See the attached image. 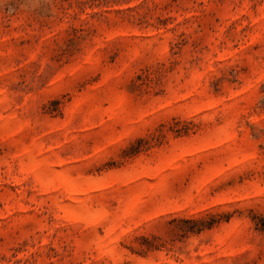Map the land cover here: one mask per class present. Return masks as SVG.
<instances>
[{"label": "rangeland", "instance_id": "374dc122", "mask_svg": "<svg viewBox=\"0 0 264 264\" xmlns=\"http://www.w3.org/2000/svg\"><path fill=\"white\" fill-rule=\"evenodd\" d=\"M0 264H264V0H0Z\"/></svg>", "mask_w": 264, "mask_h": 264}]
</instances>
